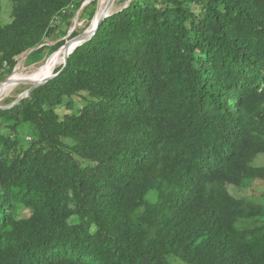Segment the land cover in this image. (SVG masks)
<instances>
[{
	"label": "trees",
	"instance_id": "1",
	"mask_svg": "<svg viewBox=\"0 0 264 264\" xmlns=\"http://www.w3.org/2000/svg\"><path fill=\"white\" fill-rule=\"evenodd\" d=\"M9 1L0 82L86 0ZM57 71L0 108V264H264V0H131Z\"/></svg>",
	"mask_w": 264,
	"mask_h": 264
},
{
	"label": "rangeland",
	"instance_id": "2",
	"mask_svg": "<svg viewBox=\"0 0 264 264\" xmlns=\"http://www.w3.org/2000/svg\"><path fill=\"white\" fill-rule=\"evenodd\" d=\"M130 1L131 0H114V2L111 4L108 10V14L121 10L123 7L127 6ZM89 2L90 0H86L82 3L80 7L77 8L72 18L70 26L63 25L64 33H59L57 35H51L47 37L45 39L44 44L53 46L62 40L66 42L67 40H70L71 38H74L76 36H81L87 33L89 30H91L92 22L97 16V12H98L99 5H100V0H98L96 3L95 12L91 19L90 17H87V14L90 12L91 9H89L88 11L86 10L85 13L82 12L83 7L89 4ZM11 6L12 5L9 0H0V20L2 23H7L11 20ZM76 31L78 32L76 36L71 35L73 32H76ZM59 53H62L60 60H63V61H61V63L57 65L58 67L56 66L52 72V74L54 75L58 74L62 70V68L60 71H57V70L64 64V61H65L64 53L62 51H59V48L57 50L49 48L43 54L41 59H38L34 62L32 61L28 62L27 55L23 56L21 59H19V61L17 62L13 70L10 72V74H7L5 78L11 76L13 73H15L16 70H17L16 72L26 77H32L33 75L37 74L40 71V68L44 66L45 63L48 60H50L54 54H59ZM30 87H31V84H28V83H16L9 87H6L5 90L0 94V107L1 108L9 107L12 104L11 102H15V100L21 94L26 93V91H28ZM24 95L26 97L27 93ZM72 100L79 101L80 99H79V96L78 97L74 96ZM77 106L80 107L79 105ZM0 133L7 135L9 133V130L8 128H5L3 125H0ZM255 165H264V154H259L257 156L255 160ZM252 188H253V193H252L253 195L262 194L264 196V180L262 181L260 180V183L255 184ZM228 190L232 195L239 196V193L235 191L233 185H229Z\"/></svg>",
	"mask_w": 264,
	"mask_h": 264
},
{
	"label": "water",
	"instance_id": "3",
	"mask_svg": "<svg viewBox=\"0 0 264 264\" xmlns=\"http://www.w3.org/2000/svg\"><path fill=\"white\" fill-rule=\"evenodd\" d=\"M114 2V0H108L102 14L99 16V18L97 19L96 25L91 28V30H89L87 33L81 35V36H76L74 38H71L70 40H67L60 48L59 51H63L64 53V64L63 66L67 63L69 54L73 52V50L78 47L79 45L83 44L84 42L88 41L91 37H93V35L96 33L99 25L101 24V22L104 20L105 17H107L108 14V10L111 6V4ZM29 54V53H28ZM27 54V56H28ZM57 74H51L48 76H44L40 79H36L33 78L32 79H20V80H12L11 76L4 78L1 82H0V87L7 84L6 86H10L16 83H28L31 84V87L28 89V91H26L27 96L30 94V92L35 89L36 87H38L39 85L44 84L45 82L49 81L50 79L54 78ZM26 93L21 94L16 100L15 102H12V104L9 107H12L13 105L17 104L18 102H20L23 98H25ZM26 96V97H27ZM7 107V108H9ZM1 108V107H0Z\"/></svg>",
	"mask_w": 264,
	"mask_h": 264
},
{
	"label": "bare ground",
	"instance_id": "4",
	"mask_svg": "<svg viewBox=\"0 0 264 264\" xmlns=\"http://www.w3.org/2000/svg\"><path fill=\"white\" fill-rule=\"evenodd\" d=\"M107 2H108V0H100V5H99L98 12H97V16L95 17V19L93 20L92 25H91L92 28L96 25L97 19L102 14ZM61 55H62V53L54 54L50 60L47 59L48 61L45 63L44 66H42L40 68V71L37 74L33 75L32 77H26V76L16 72L17 71L16 70L15 73H13L11 75V78H12V80H20V79H28V78L33 80V78L40 79L44 76H48V75L52 74L55 67L58 64H60L61 61H63V60H60ZM6 85L7 84L0 87V94L5 90V88L7 87Z\"/></svg>",
	"mask_w": 264,
	"mask_h": 264
}]
</instances>
